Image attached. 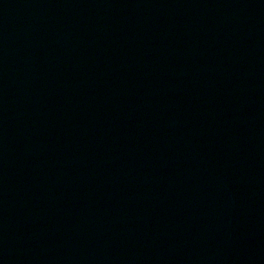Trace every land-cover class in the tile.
<instances>
[{
    "label": "water",
    "instance_id": "water-1",
    "mask_svg": "<svg viewBox=\"0 0 264 264\" xmlns=\"http://www.w3.org/2000/svg\"><path fill=\"white\" fill-rule=\"evenodd\" d=\"M0 264H264V0H0Z\"/></svg>",
    "mask_w": 264,
    "mask_h": 264
}]
</instances>
